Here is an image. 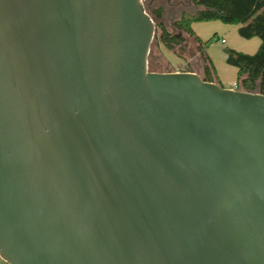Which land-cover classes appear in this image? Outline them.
I'll return each instance as SVG.
<instances>
[{
  "label": "water",
  "instance_id": "95a60500",
  "mask_svg": "<svg viewBox=\"0 0 264 264\" xmlns=\"http://www.w3.org/2000/svg\"><path fill=\"white\" fill-rule=\"evenodd\" d=\"M157 0H0V257L264 264V94L150 71Z\"/></svg>",
  "mask_w": 264,
  "mask_h": 264
},
{
  "label": "trees",
  "instance_id": "16d2710c",
  "mask_svg": "<svg viewBox=\"0 0 264 264\" xmlns=\"http://www.w3.org/2000/svg\"><path fill=\"white\" fill-rule=\"evenodd\" d=\"M150 1V0H149ZM193 11H183L170 25L165 23L163 7L149 6L147 11L157 22V41L168 51L178 55L184 49L187 36L194 37L198 52L203 60L205 81L224 87L216 75L211 59L206 55L209 41L199 38L192 28L195 23L221 22L239 26L238 33L243 39L259 38L261 46L255 54H246L226 47V63L237 68V88L252 93L264 94V0H192ZM172 30L175 31H171ZM185 34L182 35L179 32ZM152 54L149 67L152 71ZM154 67V65H153ZM154 72V71H152Z\"/></svg>",
  "mask_w": 264,
  "mask_h": 264
},
{
  "label": "crops",
  "instance_id": "0c3cea01",
  "mask_svg": "<svg viewBox=\"0 0 264 264\" xmlns=\"http://www.w3.org/2000/svg\"><path fill=\"white\" fill-rule=\"evenodd\" d=\"M159 2L160 0H157L151 6L154 5L158 6ZM160 6L163 7L164 10L172 8L175 10L174 13L177 12L180 15L183 11H188L187 7L191 8L190 11L194 10L192 0H167L166 3ZM198 24L199 23L193 24L192 28L199 38L205 40L204 37L201 35L200 30H198L199 29ZM208 24H209L208 29L211 31V34L215 36L214 38L216 45L221 43L224 49L228 47L242 53L255 54L261 46V40L259 38H253L250 40L241 38L238 33L239 26L226 25L218 21L208 22ZM191 38L193 39L195 44L194 49L196 52H198V43L194 37ZM206 55L211 59L216 70V75L219 78L221 84L223 86L224 84H227L228 86L233 85V87H228V89H238L237 88L238 70L237 68L229 66L226 63V54L224 55V57L218 58L217 54L213 52L212 49L211 50L209 49L206 51Z\"/></svg>",
  "mask_w": 264,
  "mask_h": 264
},
{
  "label": "rangeland",
  "instance_id": "374dc122",
  "mask_svg": "<svg viewBox=\"0 0 264 264\" xmlns=\"http://www.w3.org/2000/svg\"><path fill=\"white\" fill-rule=\"evenodd\" d=\"M167 0H160L159 5L156 7H161L160 5L166 3ZM187 10L190 11L191 8L187 7ZM174 9H166L165 10V23L170 25L174 19L179 17V13H174ZM178 15V16H176ZM155 19V18H154ZM209 24L208 23H199L198 24V30H200L201 35L204 37L205 40L203 41H209L208 46L206 47L207 50H211L217 54V57H224L225 52L223 45L219 43L216 45L215 43V36L211 34V31L208 29ZM171 31L172 30L170 28ZM159 32V31H157ZM179 32V31H178ZM182 35H185L181 32H179ZM159 35V33H157ZM194 41L191 37H187L186 45L184 46V49L178 50V55L166 50L155 38L154 43L152 45V71L157 73H168V72H195L199 75L203 74V60L200 56V53L196 52L194 49ZM230 66V65H229ZM226 88L233 87V85L228 86L227 84H224Z\"/></svg>",
  "mask_w": 264,
  "mask_h": 264
},
{
  "label": "built area",
  "instance_id": "2783aa9c",
  "mask_svg": "<svg viewBox=\"0 0 264 264\" xmlns=\"http://www.w3.org/2000/svg\"><path fill=\"white\" fill-rule=\"evenodd\" d=\"M223 43H224V41H223ZM177 72H179V71H177ZM0 264H8V263L0 257Z\"/></svg>",
  "mask_w": 264,
  "mask_h": 264
}]
</instances>
